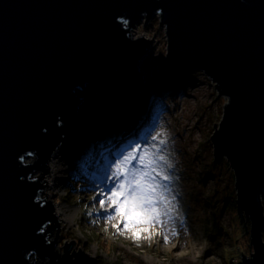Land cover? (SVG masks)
<instances>
[{
    "label": "water",
    "instance_id": "95a60500",
    "mask_svg": "<svg viewBox=\"0 0 264 264\" xmlns=\"http://www.w3.org/2000/svg\"><path fill=\"white\" fill-rule=\"evenodd\" d=\"M153 14L167 38L165 78L201 69L228 100L210 136L213 162L228 159L240 222L250 221L241 263L264 264V0H0V264H97L71 251L74 240L55 251L42 176L86 117L111 116L141 94L152 39L130 33Z\"/></svg>",
    "mask_w": 264,
    "mask_h": 264
},
{
    "label": "rangeland",
    "instance_id": "374dc122",
    "mask_svg": "<svg viewBox=\"0 0 264 264\" xmlns=\"http://www.w3.org/2000/svg\"><path fill=\"white\" fill-rule=\"evenodd\" d=\"M144 20L137 21L130 33L152 39L139 61L140 70L147 74L141 94L111 116L86 117L62 149L61 154L74 152L78 158L55 174L57 186L49 199L54 205L52 213L57 205L66 209L61 217H68L63 223L56 217L55 251L62 254L65 240H74L71 251L80 247L97 264H243L242 253L249 256L252 252L250 221L243 218L240 222L233 170L224 156L213 162L210 140L228 100L218 94L214 81L201 69L187 70L177 79L165 78V28L158 26L157 14ZM85 92L79 89L76 95L82 97ZM161 140L166 143L160 145ZM152 143L162 149L160 154L172 166L166 171L172 177L176 211L170 220L165 217L163 229L158 225L125 229L113 208H100L101 193H106L115 164L128 151L137 144ZM35 159L28 156L25 162ZM41 174V169L34 170L31 178ZM42 178L39 183H45ZM109 214L114 217L111 221ZM117 226L123 231L118 232ZM56 229L47 233L48 241L53 240ZM164 235L169 237L167 242ZM35 262L49 264L47 257H36Z\"/></svg>",
    "mask_w": 264,
    "mask_h": 264
},
{
    "label": "snow or ice",
    "instance_id": "6c2138e0",
    "mask_svg": "<svg viewBox=\"0 0 264 264\" xmlns=\"http://www.w3.org/2000/svg\"><path fill=\"white\" fill-rule=\"evenodd\" d=\"M156 140L157 137L153 136L152 141ZM165 143L160 141V145ZM161 151L155 143L143 147L137 144L115 164L108 178L111 184L106 193H101L104 199L99 201L100 208H113L125 229L141 225L146 228L158 225L163 229L167 223L165 217L170 220L176 211V198L171 190L172 177L166 171L172 166L166 156L160 154ZM113 218L111 214L108 215L109 221ZM117 231L123 229L117 226ZM160 234L163 235V232ZM171 234L175 235V231ZM133 238L139 239V236L133 233ZM168 238L164 235L165 242Z\"/></svg>",
    "mask_w": 264,
    "mask_h": 264
},
{
    "label": "bare ground",
    "instance_id": "6f19581e",
    "mask_svg": "<svg viewBox=\"0 0 264 264\" xmlns=\"http://www.w3.org/2000/svg\"><path fill=\"white\" fill-rule=\"evenodd\" d=\"M146 77H147V74L143 73L144 80L146 79ZM78 91H76L75 93H78ZM76 134L77 132L70 134V136L62 139V141L54 149V152L51 154L50 159L48 160L49 174L47 173L46 174L47 176L46 175L42 176L43 179H46L48 185L45 186L42 192L40 193V195L43 196L45 199L51 198V195H52L51 193H53L55 187L57 186V184L54 182V180H56V175H55L56 172L61 169H64V170L68 169L75 162L74 160L78 158V155L75 154L74 152L73 153L71 152L69 154L68 153L61 154V152L63 151L62 149L64 148V146H66V143L70 141V138L72 136H75ZM63 157L67 159L62 160ZM27 159L28 158H26L25 160L27 161ZM43 181L45 182V180ZM65 211L66 209H64L63 207L60 208L57 205L55 206L54 212L58 220L62 223L63 221H67L68 219V217H64V218L61 217V215L65 214Z\"/></svg>",
    "mask_w": 264,
    "mask_h": 264
},
{
    "label": "trees",
    "instance_id": "16d2710c",
    "mask_svg": "<svg viewBox=\"0 0 264 264\" xmlns=\"http://www.w3.org/2000/svg\"><path fill=\"white\" fill-rule=\"evenodd\" d=\"M136 112H138V110H136Z\"/></svg>",
    "mask_w": 264,
    "mask_h": 264
}]
</instances>
